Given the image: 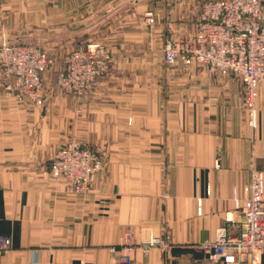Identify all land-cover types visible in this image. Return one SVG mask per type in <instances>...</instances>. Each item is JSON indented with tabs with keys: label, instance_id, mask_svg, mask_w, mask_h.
<instances>
[{
	"label": "crops",
	"instance_id": "1",
	"mask_svg": "<svg viewBox=\"0 0 264 264\" xmlns=\"http://www.w3.org/2000/svg\"><path fill=\"white\" fill-rule=\"evenodd\" d=\"M162 1H82L118 66L97 91L47 93L42 107L0 96V236L12 242L0 264H116L129 232L171 241L169 254L138 252L133 264H218L201 245L221 229L239 234L252 175H264V80L252 129L236 76L152 58L147 37L185 31L157 11L145 25ZM77 139L103 162L79 196L50 177L57 151Z\"/></svg>",
	"mask_w": 264,
	"mask_h": 264
},
{
	"label": "built area",
	"instance_id": "2",
	"mask_svg": "<svg viewBox=\"0 0 264 264\" xmlns=\"http://www.w3.org/2000/svg\"><path fill=\"white\" fill-rule=\"evenodd\" d=\"M146 23L154 24L152 13ZM167 66L183 63L206 67L211 72L233 74L244 85L249 126L257 128L258 86L264 80V0H210L203 5L195 36L186 41L169 40L163 49ZM53 66L49 55L36 46L3 41L0 43V96L17 102L44 106L42 74ZM116 62L101 43H87L70 53L58 85L64 95L81 99L100 87V79L113 74ZM217 163V167H218ZM103 169L95 153L77 142L61 147L55 154L50 177L63 181L71 195H85ZM249 196L242 207L240 232H217L201 251L218 264H260L264 256V175L254 172ZM237 207L239 205L237 204ZM12 248L11 239L0 236V252ZM165 255L171 248L170 235L150 234L138 241L133 233L124 235L114 250L116 264H133L138 252L150 255L153 249Z\"/></svg>",
	"mask_w": 264,
	"mask_h": 264
},
{
	"label": "rangeland",
	"instance_id": "3",
	"mask_svg": "<svg viewBox=\"0 0 264 264\" xmlns=\"http://www.w3.org/2000/svg\"><path fill=\"white\" fill-rule=\"evenodd\" d=\"M82 1L85 3L89 0H0V37H6L11 43L36 46L46 52L53 61L52 68L44 73L47 78L45 85L42 82L43 101L45 94L51 92L65 96L58 85V77L64 70L67 56L79 47L87 43H101L112 56L108 42L103 39L106 36L96 31L94 11L90 13V10L86 11L85 6L81 7ZM208 1L210 0H163L153 6V12H146L153 14L154 24L148 25L143 15L145 25H155L157 11L164 19L170 16L171 22H180L185 28L184 35L177 36L166 29L162 41L147 37L149 42L144 44L152 46L151 57L162 58L164 46L169 40L192 39L196 34L203 5ZM85 15L86 17H83ZM146 32L151 31L143 33ZM117 69L116 63L113 74ZM53 103L52 107L59 109L62 101Z\"/></svg>",
	"mask_w": 264,
	"mask_h": 264
},
{
	"label": "water",
	"instance_id": "4",
	"mask_svg": "<svg viewBox=\"0 0 264 264\" xmlns=\"http://www.w3.org/2000/svg\"><path fill=\"white\" fill-rule=\"evenodd\" d=\"M2 42H3V41H2ZM6 42H9V43H11L9 40H8V41H6ZM176 251H177V250H173V251H172V254H174V255H175V253H176V255H179V253H180V252H179V250H178V252H176Z\"/></svg>",
	"mask_w": 264,
	"mask_h": 264
}]
</instances>
